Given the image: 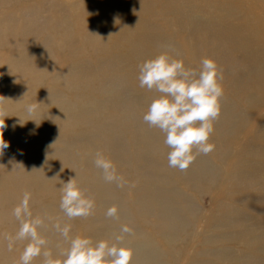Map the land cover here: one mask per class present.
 Wrapping results in <instances>:
<instances>
[{
	"label": "rangeland",
	"instance_id": "obj_1",
	"mask_svg": "<svg viewBox=\"0 0 264 264\" xmlns=\"http://www.w3.org/2000/svg\"><path fill=\"white\" fill-rule=\"evenodd\" d=\"M207 2L213 8L207 10ZM98 26L109 30L101 32L104 29ZM184 28L204 35L207 43L200 39L195 45L186 43ZM109 33L106 43L104 35ZM30 41L39 43V52ZM204 44L208 53L203 52ZM194 47L198 57H192ZM160 52L193 68L202 57H211L222 74L219 103L220 110L227 111L213 122L209 141L214 148L207 154L193 148L200 161L183 171L168 166L164 134L142 119L156 93L139 86L138 65ZM29 104L37 105L32 113L26 111ZM0 112V123L4 119L5 125L2 135L8 143L0 156V264H15L25 243L19 241L9 251L2 234L17 230L19 222L12 209L26 191L31 194L33 214L44 216L40 231L46 229L41 233L54 256L68 247V241L52 227L54 222L71 224L72 235L109 239L107 223L121 226L122 219L103 215L100 209L94 212V208L86 217L69 219L59 207L60 186L71 171L94 202L107 199L99 196L102 175L89 165L87 149L102 146V153L109 157L119 143L125 145V152L118 151L121 160H111L126 183L117 187L103 180L108 193L102 195L115 197L120 209L124 201L123 211L129 214L128 199L137 181H142V171L146 180L149 168L154 179L166 178L169 183L160 182V187L170 196L169 204L179 206L181 199L175 201L173 196L178 191L196 208L188 240L179 243L178 238L172 244L178 264L184 258L194 264L196 253L207 246L204 237L207 240L209 227L225 230L232 225L230 219L264 222L260 207L264 206V179L260 178L264 172V0H0ZM254 142L261 145L259 150L253 148ZM50 144L55 151L47 157ZM122 157L127 160L124 164ZM239 163L246 167L235 171ZM197 167L206 173L192 180L191 173L183 175ZM245 169L249 177L243 176ZM53 175L56 179L51 184L48 178ZM153 205L158 211L157 203ZM144 213L154 214L148 208ZM93 215L99 223L92 221ZM156 217L155 213L150 220ZM133 223L137 225L134 218ZM233 238L238 239L228 244L244 251L238 234L221 236L222 240ZM250 238L255 241L261 236ZM154 240L164 250L171 249L162 240ZM259 253L258 259L264 261V250ZM41 259L37 257L33 264H40Z\"/></svg>",
	"mask_w": 264,
	"mask_h": 264
},
{
	"label": "clouds",
	"instance_id": "obj_2",
	"mask_svg": "<svg viewBox=\"0 0 264 264\" xmlns=\"http://www.w3.org/2000/svg\"><path fill=\"white\" fill-rule=\"evenodd\" d=\"M137 79L141 88L156 93L150 98L142 119L164 134L169 167L181 171L187 169L195 159L193 148L204 154L213 150L214 144L209 141V136L213 122L219 116V98L223 95L222 74L213 58L202 57L198 67L193 68L186 66L182 59L160 52L138 65ZM36 107L29 104L26 111L32 113ZM4 127L3 119L0 123V156L8 147L2 135ZM93 163L105 182L115 183L117 187L126 183L117 173L113 161L102 152L95 154ZM74 177L60 186L59 207L69 219L90 215L95 203ZM30 198L31 194L26 191L12 209V215L19 222L15 233L2 234L9 251L17 242L25 241L15 264H33L37 257H42L40 264H131L132 249L124 239L133 229L127 224H122L111 240H93L83 234L72 235L69 223L54 222L52 227L68 241L67 249L54 256L48 248L47 238L40 231L44 218L33 214ZM105 215L116 217V206H109Z\"/></svg>",
	"mask_w": 264,
	"mask_h": 264
},
{
	"label": "bare ground",
	"instance_id": "obj_3",
	"mask_svg": "<svg viewBox=\"0 0 264 264\" xmlns=\"http://www.w3.org/2000/svg\"><path fill=\"white\" fill-rule=\"evenodd\" d=\"M204 6L207 8V10L213 8L211 3H209V2L204 4ZM91 18L92 17H90V19ZM86 19H89V18L86 17ZM98 28L104 29V30H101V32H104L108 29V27H104V26H98ZM183 30L187 31L186 37L184 38L186 40V43H190L192 45H195L196 43H199L198 42L199 39L201 41L206 40V43H207V39L204 35L194 33L191 31L190 28H184ZM104 36H105L106 43H108L107 41H109L111 33L104 35ZM156 40L157 39H152V41H156ZM30 43L32 44L33 49L36 48L34 50L36 52H39V49L36 47V45L40 46L39 43H37L36 41H32V42L30 41ZM204 45L206 46V48L203 50V52L208 53L209 52L208 46H207V44H204ZM113 49H115V47H113ZM191 50L193 52L192 57H195V56L198 57L199 53H198L197 48L194 47ZM225 111H227V110L226 109L220 110L221 115H223ZM128 114H130V113H128ZM30 116L31 115L29 114V117ZM219 116H220V113H219ZM219 116L217 118H219ZM95 118L97 119V117H95ZM122 118L124 119L123 115H122ZM81 124H83V123H81ZM77 125L80 126L79 123H74V126H77ZM104 132H106V131L104 130ZM262 138H264V136ZM93 141H94V139L89 144L94 145ZM256 143H258V142L252 143L253 148L259 150L257 147H260L261 145H259V144L257 145ZM255 144L257 146H255ZM262 144H263L262 146H264V142H262ZM124 146L125 145H120V143H119V145H117V147H116V150L115 149L110 150V154H109L108 158H110L112 160L115 158H117L118 160H121L120 156L118 154V151L122 149V153H124L125 149H126V148H124ZM54 147H55V145L52 146V144H50L48 146L47 157H48V155H51L55 151ZM102 149H103V147L99 146V145H97V147L96 146L91 147V148L88 147L87 153H88V158L90 161L89 165L91 167L95 166L93 163V159H94L95 154L98 151L102 152ZM145 149H147V148H145ZM167 151H168V148H167ZM56 153H57V151H56ZM259 153H260V151H259ZM103 154H105V153H103ZM124 157H122V162H123L122 164H124V162L127 161V160L125 161ZM130 158L132 159V156H130ZM261 159H262V162H264V149H263V153L261 154ZM199 161H200L199 156H195V159L192 161V163H194L196 165L199 163ZM139 165L141 166V164H139ZM237 167L238 168H236L235 171H238V170L240 171V168L246 167V166L243 163H239V165ZM94 168L97 170V172L99 174H101V171L98 168H96V167H94ZM192 169L193 170L188 171V172L185 171L184 172L185 174H183L185 176H188V174L191 173L189 175V176H191V180H192V178L194 179V176H196L197 174L206 173V171H207V170H205L203 168H199V167H197L196 169H194V168H192ZM157 172H158V170H157ZM70 173H71V171H67V176L65 175L62 178V180H63L62 182H65L66 179L69 177H73V176H71ZM249 174H250L249 171L247 169H245L243 176L249 177ZM135 175H137V174L135 173ZM135 175H134V178H135L134 182L137 181V178ZM143 176L146 177V173L144 175V173L142 171L141 172L142 181L139 182V184H137L139 180L137 181L136 186H134V188H133V196L129 197L130 199H128L129 200L128 201L129 206H130V208H132V210L129 208V210H130L129 214L127 211H123V210H126L125 206H124V201H122V208L120 209L119 205H118L119 202H117L115 197L110 196L108 198V195H102V194H104V192H107V190L106 189L104 190L105 187L103 188V178L101 177L102 180L100 179V187L97 188V191H101V194L99 196H101L103 198L107 197V199H99L102 202H97V200H96L97 203L96 202L94 203V212L96 209L97 210L100 209L103 211L102 214L104 215L105 210L109 206L115 205L117 208V215L114 218L122 219V224H127L133 229L132 233L130 235L126 234L125 239H124V243L126 245H128L129 247H131V249H132L131 264H178L177 263L178 261H176L177 251L174 250V246H172V244H176V242L178 241V238H179V240H181L179 243H181V242L185 241V239H187V236H188L187 234H189L187 232L188 231L187 229L190 227L191 224H193V220L197 214L195 212L196 208L194 206H190V204H189L190 198L187 195L183 196L178 191H176V193L174 192L173 196L175 197L174 198L175 201L177 199H181L180 200L181 203L179 204V206H177V208L173 207L171 204H169L170 199H171L170 196H168V193L160 187V182H164V181L166 182L167 179L166 178H160V177L157 178L156 175H155L156 178L154 179L153 171L151 170V168H149L147 171V180L145 178H143ZM74 178L77 179V178H79V176L75 175ZM260 178L264 179V172ZM48 179L49 180L52 179L51 184H53V181L56 179V177L53 175L52 177H50ZM251 181H253V180H251ZM143 182H144V184H143ZM167 183H169L168 180H167ZM145 184L148 185L147 187L149 189L146 188L145 191L142 192L141 188ZM200 187L201 186H199V188ZM52 188H53V186L51 187L50 190H53ZM227 189H229V188H227ZM159 190L163 191L166 195H163L160 192H158ZM166 190H169V189H166ZM256 202H259V201H256ZM155 203H157V205L159 206L158 211L155 210V206L153 205ZM255 207H252L251 209H254ZM260 207L264 208V206H262V205ZM146 208H148L150 210V212L152 209V212H154L153 215H155V213H156V215H158V217H156V220H150V217L153 215H150L149 213L148 214L144 213ZM256 209H258V208H256ZM173 210H176V211L174 213H170V211L172 212ZM198 211H199V209H198ZM124 212H125V218H124ZM130 213H132L133 215ZM133 218L137 221V225L133 223ZM230 220H231L230 222L232 223V225H228L227 229H225V230L216 229V228L213 230V228L210 229V227H209V230L207 229V231H208L207 240L204 237V241H206L207 246H204V248L202 249L203 246L201 245L200 249H202V250H200V249H199L200 251L197 250L199 252L196 253V256L194 258V260H195L194 264H264V261H260L258 259L259 254H260L259 252L264 250V247H263L264 246V222L262 221L259 223V220H257V219H256V221H255V219H250V220L248 219L249 222L236 221V219H233V220L230 219ZM92 221H94V223L95 222L99 223L100 219L96 218L93 215ZM205 223H207L206 219L204 221V226L206 225ZM248 225H251L252 228L249 227ZM94 226L97 227V224H95ZM99 227H97L96 229H100ZM150 227H151V229H150ZM86 228L91 230V227L88 225V223L86 224ZM119 229H120V226L115 225V224L110 223V222L107 223L106 230H107V235H108L109 240L112 239L114 234L119 232ZM41 231L46 232V229L43 228V229H41ZM222 233L224 236L231 237V238L234 237L236 234H238L240 236V242L243 244V246H245V250L244 251L240 250L241 252H239L238 250L234 249L228 243H231L232 240H236L238 238L223 239L222 240L221 239ZM252 234H258L261 236V238L258 240L254 239L255 241H252V239L250 238V235H252ZM154 238L162 240V242L164 243V246L166 245V246L170 247L172 250L171 249L164 250L163 247H161V245L159 243H156ZM220 239L222 241H224L223 245L219 244L221 242ZM249 239H250L251 243L248 242ZM211 240H214V241L212 242ZM202 244L204 245V243H202ZM53 252H56V251H53ZM249 252L251 254H247ZM252 252H254V253L252 254ZM200 253H204V255L202 254L203 257H201L202 255ZM245 258H247L248 261ZM203 259H207L209 261L206 262ZM189 262H186V259L184 258L180 264H189Z\"/></svg>",
	"mask_w": 264,
	"mask_h": 264
}]
</instances>
